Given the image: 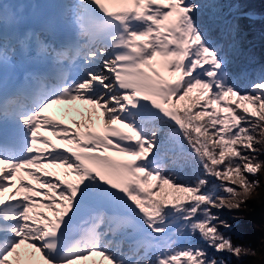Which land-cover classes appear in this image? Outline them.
Listing matches in <instances>:
<instances>
[{
	"label": "snow or ice",
	"instance_id": "6c2138e0",
	"mask_svg": "<svg viewBox=\"0 0 264 264\" xmlns=\"http://www.w3.org/2000/svg\"><path fill=\"white\" fill-rule=\"evenodd\" d=\"M27 7L0 0V264L96 255L108 264H229L225 254L254 255L221 231L232 225L219 213L240 210L260 185L249 177L264 172L255 147L264 70L246 83L228 71L242 55L240 20L264 14L243 0L227 17L214 14L231 38L227 54L201 19L218 3ZM77 100L92 107L76 128L48 114ZM93 113L103 133L92 130ZM197 234L202 243L177 247Z\"/></svg>",
	"mask_w": 264,
	"mask_h": 264
},
{
	"label": "trees",
	"instance_id": "16d2710c",
	"mask_svg": "<svg viewBox=\"0 0 264 264\" xmlns=\"http://www.w3.org/2000/svg\"><path fill=\"white\" fill-rule=\"evenodd\" d=\"M203 2L206 5L211 3H218L220 5L219 9L206 7L201 19L210 29V36L215 37L213 41H217L223 45L224 53L231 54L229 47L231 38L222 27L217 26L214 20V14H222L226 17L229 16L230 13H234L232 6L236 4L238 0H203ZM243 2L245 10L254 11L257 16L264 14V4L260 3V0H243ZM240 29L241 46H248V48L244 49L241 47L242 55L236 58L232 64L243 67V70L247 69V71L241 74L233 73L232 75L239 77L243 82H247L248 79L255 78L258 72L264 70V19H256L255 21L241 19ZM191 95H196V93L194 92ZM183 105L184 102L181 101L180 106L183 107ZM167 131L168 129L165 128V133H167ZM258 139L260 143L256 144L255 147L259 148L261 153H264V136H259ZM185 147H187V145H185ZM260 159L264 160V155H261ZM182 174L186 176L190 175L191 170L185 169ZM249 178L257 179V176H250ZM213 182L216 183V181ZM255 190L256 188L254 191ZM221 194L223 195V193ZM250 198L245 204L241 205L240 210L229 211L224 209L219 215L221 219L226 220L232 225L230 230L222 228L221 231H223L226 236H231L234 244L243 245L245 248L256 249L254 242L259 238V234L261 235L264 233V203L262 206L263 211L258 214V208H249L252 206L250 205ZM213 211H215V209ZM188 243L196 244L202 242H200L199 235L197 234L195 237L191 238L190 241L181 239L177 247L186 246ZM203 246L207 247L206 245ZM209 252H212V250L209 249ZM257 252L261 253L258 249ZM263 252L261 254L264 255ZM253 256L254 255L242 256L237 260L235 257L225 254L222 258L229 261V264H255L254 261H257V259Z\"/></svg>",
	"mask_w": 264,
	"mask_h": 264
},
{
	"label": "rangeland",
	"instance_id": "374dc122",
	"mask_svg": "<svg viewBox=\"0 0 264 264\" xmlns=\"http://www.w3.org/2000/svg\"><path fill=\"white\" fill-rule=\"evenodd\" d=\"M211 38H212V40L215 39V37H213V36H211ZM216 43L218 45H220L223 48V51H224L223 45L220 44L217 41H216ZM241 47H243L244 49L248 48V46H245V47L244 46H241ZM228 71L230 72V74H233V73L241 74L243 72H246L247 69L246 70H243V67H238V66H235V65L231 64L229 66ZM253 79H255V78H253ZM62 106H65V103L64 104L57 105V107H62ZM91 107H92L91 105H86L84 108H86V110L88 112V109H90ZM86 110L84 112V116L86 115ZM93 114L94 115H97V113H93ZM66 120H68L66 122H72L73 123V119H71V118L70 119H66ZM67 126L72 127V128H76V127H74V125H67ZM48 135L51 136V133L48 134ZM52 139L57 144H61L62 143L61 140L58 137L52 136ZM48 170L51 171V172H54V173H58V174H62L63 171H64L63 169L54 168V167H49ZM69 179L75 180L76 178L73 176V177H69ZM257 179L260 180V185H259V187L256 188L255 191H253V193L251 195V198H250L251 203H250V205H252V206L249 207V208L250 209H253L254 207L255 208H258V210H259L258 211V214H259L261 211H263L262 206H263V203H264V172L260 173L257 176ZM263 225H264V219H263ZM254 245L256 247V249H255L256 250V252H255L256 254L253 257H255L257 259V261L256 260L254 261L255 264H264V255L261 254L264 251V233H262L261 235L259 234V238L257 240H255ZM257 249L261 253H258L257 252ZM38 257H39V253H37V258ZM80 264H108V262L106 260H104L103 257H101L99 255H96V256L90 257L88 260L81 261Z\"/></svg>",
	"mask_w": 264,
	"mask_h": 264
},
{
	"label": "bare ground",
	"instance_id": "6f19581e",
	"mask_svg": "<svg viewBox=\"0 0 264 264\" xmlns=\"http://www.w3.org/2000/svg\"><path fill=\"white\" fill-rule=\"evenodd\" d=\"M31 0H14L15 3L20 4L22 6H24L27 2H29ZM59 105V104H58ZM87 104H85L82 101H75V102H71V103H65V106L62 107H57V105H53L51 106L47 111L48 114L51 115L53 118L61 120L65 125H74V127H76V124H73L72 122H66L68 120L66 119H77V120H84L87 115L88 112L86 110V108H84ZM86 110V115L81 116L80 113L81 112H85ZM93 116V123H92V130L103 133L104 129L102 126V121L97 119V115L92 114ZM83 131H87L88 129H81ZM46 135L50 134V132L45 133ZM110 155H116V153H108ZM23 177L24 180L26 181H31V177H28L26 174H18L17 176V180L20 179V177ZM32 183H36L35 181H31ZM51 215V213H49Z\"/></svg>",
	"mask_w": 264,
	"mask_h": 264
},
{
	"label": "clouds",
	"instance_id": "9594fccd",
	"mask_svg": "<svg viewBox=\"0 0 264 264\" xmlns=\"http://www.w3.org/2000/svg\"><path fill=\"white\" fill-rule=\"evenodd\" d=\"M243 251H245V252H251V250L250 249H243ZM254 255H255V253H253Z\"/></svg>",
	"mask_w": 264,
	"mask_h": 264
}]
</instances>
